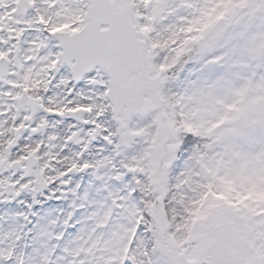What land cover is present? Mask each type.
<instances>
[{
	"label": "snow or ice",
	"instance_id": "obj_1",
	"mask_svg": "<svg viewBox=\"0 0 264 264\" xmlns=\"http://www.w3.org/2000/svg\"><path fill=\"white\" fill-rule=\"evenodd\" d=\"M0 264H264V0H0Z\"/></svg>",
	"mask_w": 264,
	"mask_h": 264
}]
</instances>
